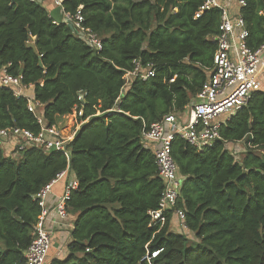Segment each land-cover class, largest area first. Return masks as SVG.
I'll use <instances>...</instances> for the list:
<instances>
[{"label": "trees", "instance_id": "trees-1", "mask_svg": "<svg viewBox=\"0 0 264 264\" xmlns=\"http://www.w3.org/2000/svg\"><path fill=\"white\" fill-rule=\"evenodd\" d=\"M246 3L240 13L247 44L258 50L264 0ZM204 4L63 0L65 13L83 7L84 26L103 42L98 51L56 24L43 3L0 0V69L33 86L47 125L83 112L69 158L35 145L8 154L0 138V264H27L42 213L35 196L64 171L79 184L67 201L76 219L67 256L50 252L49 264H264V156L256 153L264 149V88L222 124L215 145L198 150L178 135L172 142L183 182L176 209L193 237L171 229L173 212L164 225L150 227L164 182L142 134L165 116L184 113L206 81L223 11L196 18ZM135 61L155 76L126 88ZM10 128L41 130L27 99L0 88V131ZM243 141L247 152L239 162L226 143Z\"/></svg>", "mask_w": 264, "mask_h": 264}, {"label": "built area", "instance_id": "built-area-1", "mask_svg": "<svg viewBox=\"0 0 264 264\" xmlns=\"http://www.w3.org/2000/svg\"><path fill=\"white\" fill-rule=\"evenodd\" d=\"M30 1L42 4L46 0ZM54 1L57 6L63 9V0ZM226 1L237 4L239 12L236 15H230L225 5ZM246 4V0H205L204 6L197 12L196 18L212 8H219L223 11L219 35L214 39L217 43V50L214 54L213 66L205 70L206 81L200 92L192 98L186 107L187 117L185 120H181L179 113H171L165 116L161 122L144 130L142 134V142L145 147L153 150L159 176L164 182V191L159 208L149 212L152 219L150 227L157 224L164 225L168 212H173L174 216L179 219V224L185 227V213L176 209L183 182L172 155L174 138L178 135L198 150L215 145L222 140L219 132L222 124L238 110L247 106L253 95L264 87V43L258 50H252L247 44L249 31L240 13L241 8L245 7ZM82 8L80 7L75 15L64 12L63 23L68 25L77 37L88 46L101 51L103 49L102 40L92 29L83 24ZM55 23L59 24L56 21ZM154 76L155 70L151 66L144 68L140 62L135 61L134 70L125 74L126 88L136 78L146 81ZM173 81L171 80V82ZM0 88H8L15 96L26 98L29 111L36 115L41 126V130L37 134L18 128L1 130V140L15 138V147L19 151L35 145L48 151L61 152L69 158V144L74 139L76 132L72 137L65 136L59 123L47 125L43 116L37 111V107L42 105L28 94L33 86L23 84L21 76L15 77L3 67L0 69ZM73 114L78 119L83 112L74 111ZM224 115L227 116L225 121L213 123V120ZM238 143L242 142L226 143V148ZM67 172L64 171L59 174L53 182L46 185L35 196L42 213L34 227L32 244L25 252L27 264H49L53 245V231L50 230L47 222L52 212L56 215L54 223L62 226L68 225L69 230L72 229V226L67 222L69 218L67 201L70 199L72 191L78 189V181L76 179L70 180L63 194L54 199L53 205L49 204V197L53 193L54 185L66 177ZM159 253L160 251L153 253L152 258H156ZM152 258H149V261Z\"/></svg>", "mask_w": 264, "mask_h": 264}, {"label": "crops", "instance_id": "crops-1", "mask_svg": "<svg viewBox=\"0 0 264 264\" xmlns=\"http://www.w3.org/2000/svg\"><path fill=\"white\" fill-rule=\"evenodd\" d=\"M43 6L46 7H50L51 10H54L56 15L58 17H60V19H62L65 16L64 10L57 6L55 4L54 0H46L43 2ZM231 7L232 9H234L233 14L231 15H236L239 12V9L237 7L236 3H231ZM58 8V9H57ZM59 11H61V14H59ZM50 14V13H49ZM51 16V15H50ZM53 18V17H52ZM57 23H60L58 20H56L55 18H53ZM29 95H33L32 94V90L28 93ZM179 117L181 118V120H185L187 117V111H185L184 113H179ZM66 117H63L61 119H65ZM16 144V140L15 138H10V139H4L2 140V146L5 150L6 153L10 154L13 150V148L15 147ZM75 179V175L72 172H68V177H64L61 180H59L53 187V193L52 195L49 197V204L53 205L56 197H59L63 194L65 187L67 186V184L69 183L70 180ZM69 213V218H68V223L70 226H72L73 229V225H74V221L76 219V214H74L73 212H68ZM56 219V215L54 212H52L50 214L49 217V221L47 222L48 227L50 228V230L53 231V245H52V258H58V259H64L67 254H68V245L71 241V230H69V226H65V225H59L57 223H54ZM174 221H176V219L173 217L172 220V225H174ZM183 228V233L188 235L189 237H193L192 233L186 228V227H182ZM69 230V231H68ZM174 232L178 233V231L173 230Z\"/></svg>", "mask_w": 264, "mask_h": 264}, {"label": "rangeland", "instance_id": "rangeland-1", "mask_svg": "<svg viewBox=\"0 0 264 264\" xmlns=\"http://www.w3.org/2000/svg\"><path fill=\"white\" fill-rule=\"evenodd\" d=\"M231 3H233V2L226 1L225 5H226L229 13L231 12V14H233V12H234L233 10L234 9H232ZM46 9L50 13L51 17L55 18L60 23H63L62 19H60V17H58L56 15L54 10H51L50 7H46ZM59 14H61V11H59ZM231 16H234V15H231ZM263 86H264V83H263ZM226 117H227L226 115L221 116V117L213 120V123L225 121ZM59 124L62 127V131L64 132V135L65 136H71V137L81 127V123H80V121L78 119H76L75 114H71L70 116L66 117L65 119H60ZM227 147H228L229 152L232 153L235 156L236 160L239 161V162H242L241 159H243V157L245 156V154L247 152L246 141H243L242 143H238L237 145H233V146H230V147L227 146ZM256 153L261 155V156H264V149L263 150H258V151H256ZM174 218L176 219V221H174V223H173L174 225H171V229L178 231V233L184 234L183 233L184 230H183L182 226L179 224V219L177 218V216H174Z\"/></svg>", "mask_w": 264, "mask_h": 264}, {"label": "water", "instance_id": "water-1", "mask_svg": "<svg viewBox=\"0 0 264 264\" xmlns=\"http://www.w3.org/2000/svg\"><path fill=\"white\" fill-rule=\"evenodd\" d=\"M29 47H32V48L36 49V47H35V45L33 43H30Z\"/></svg>", "mask_w": 264, "mask_h": 264}]
</instances>
